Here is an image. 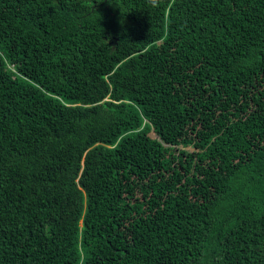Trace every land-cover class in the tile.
<instances>
[{"label": "trees", "instance_id": "obj_1", "mask_svg": "<svg viewBox=\"0 0 264 264\" xmlns=\"http://www.w3.org/2000/svg\"><path fill=\"white\" fill-rule=\"evenodd\" d=\"M0 264H264V0H0Z\"/></svg>", "mask_w": 264, "mask_h": 264}]
</instances>
